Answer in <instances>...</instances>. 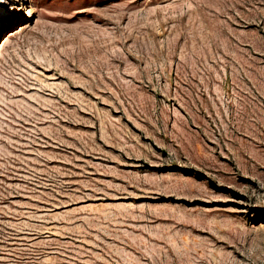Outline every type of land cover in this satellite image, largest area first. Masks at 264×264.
I'll use <instances>...</instances> for the list:
<instances>
[{
  "label": "rangeland",
  "instance_id": "rangeland-1",
  "mask_svg": "<svg viewBox=\"0 0 264 264\" xmlns=\"http://www.w3.org/2000/svg\"><path fill=\"white\" fill-rule=\"evenodd\" d=\"M0 264H264V0H0Z\"/></svg>",
  "mask_w": 264,
  "mask_h": 264
},
{
  "label": "bare ground",
  "instance_id": "bare-ground-1",
  "mask_svg": "<svg viewBox=\"0 0 264 264\" xmlns=\"http://www.w3.org/2000/svg\"><path fill=\"white\" fill-rule=\"evenodd\" d=\"M3 14L7 15V14H8V12H5V13H3Z\"/></svg>",
  "mask_w": 264,
  "mask_h": 264
}]
</instances>
